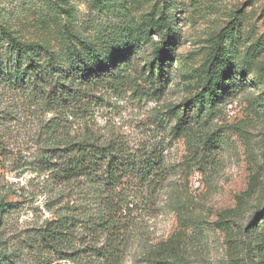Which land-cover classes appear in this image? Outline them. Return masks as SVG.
I'll use <instances>...</instances> for the list:
<instances>
[{
  "label": "rangeland",
  "instance_id": "obj_1",
  "mask_svg": "<svg viewBox=\"0 0 264 264\" xmlns=\"http://www.w3.org/2000/svg\"><path fill=\"white\" fill-rule=\"evenodd\" d=\"M116 28L145 43L121 84L93 91L52 142L54 114L5 86L7 34L61 51L66 39L99 43ZM164 41L160 80L146 62ZM61 135L162 154L154 193L123 192L116 264H264V0H0V202L15 204L0 248L14 254L9 264H113L90 250L106 236L84 228L65 232L58 253L26 245L86 208L38 165Z\"/></svg>",
  "mask_w": 264,
  "mask_h": 264
},
{
  "label": "trees",
  "instance_id": "obj_2",
  "mask_svg": "<svg viewBox=\"0 0 264 264\" xmlns=\"http://www.w3.org/2000/svg\"><path fill=\"white\" fill-rule=\"evenodd\" d=\"M122 33L116 28L99 43L79 37L74 41L66 39L61 51L41 43L22 42L7 34L6 49L11 69L5 75H11L13 80H7L5 86L9 91L38 98L46 111L54 114L46 127L53 135L52 142L68 127L69 114L75 115L74 111L82 112L86 108L93 91L121 84L120 69L131 63L136 45L145 43L132 42L131 37ZM167 45L164 41L162 47L151 54V61L146 62L148 74L160 80L168 61ZM60 140L53 147H44L38 165H42L43 172L50 176L51 186L75 189L73 196L83 200L86 208L47 223L26 245L58 253L64 244L62 236L65 232L84 228L92 235L106 236V242L100 248L90 249L95 252L94 257L116 264L120 255L119 238L126 230L118 217L123 212L118 206L125 199L123 192L131 184V190L154 193L164 180L162 154L157 149L133 150L123 140L101 143L95 137H82L75 141L65 135H61ZM64 140L66 143L62 144ZM89 208L95 209L94 213ZM13 209L15 204L0 202V227L5 215ZM14 259L9 249L0 248V264H9Z\"/></svg>",
  "mask_w": 264,
  "mask_h": 264
}]
</instances>
